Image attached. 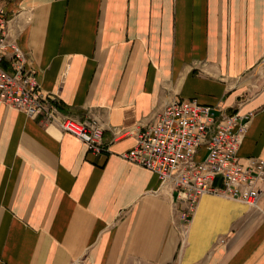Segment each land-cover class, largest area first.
I'll list each match as a JSON object with an SVG mask.
<instances>
[{
  "label": "crops",
  "instance_id": "obj_1",
  "mask_svg": "<svg viewBox=\"0 0 264 264\" xmlns=\"http://www.w3.org/2000/svg\"><path fill=\"white\" fill-rule=\"evenodd\" d=\"M1 4L25 69L108 152L0 104V264H264V196L204 195L185 226L177 193L121 158L177 99L249 116L239 163L264 160V0Z\"/></svg>",
  "mask_w": 264,
  "mask_h": 264
},
{
  "label": "built area",
  "instance_id": "obj_2",
  "mask_svg": "<svg viewBox=\"0 0 264 264\" xmlns=\"http://www.w3.org/2000/svg\"><path fill=\"white\" fill-rule=\"evenodd\" d=\"M0 0V104L17 109L43 127H56L84 143L96 154L108 152L102 142L103 128L92 118L77 119L65 114L60 101L45 94L37 73L25 69V56L12 33ZM11 52L12 71L5 70L4 56ZM264 67V56L260 61ZM249 116L227 114L202 106L195 100H172L160 110L153 123L137 132V145L121 158L157 174L161 191L177 193L184 206L187 226L204 195L240 201L258 208L264 189V160L239 163L238 150L246 134ZM204 153L202 158L200 154ZM222 186L215 185L216 180Z\"/></svg>",
  "mask_w": 264,
  "mask_h": 264
}]
</instances>
